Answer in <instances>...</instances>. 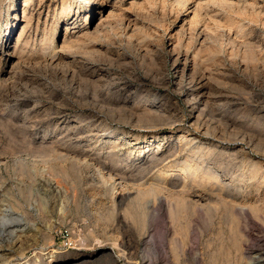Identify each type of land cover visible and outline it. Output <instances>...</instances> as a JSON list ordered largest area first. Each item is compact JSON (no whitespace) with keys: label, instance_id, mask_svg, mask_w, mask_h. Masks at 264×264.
<instances>
[{"label":"rangeland","instance_id":"1","mask_svg":"<svg viewBox=\"0 0 264 264\" xmlns=\"http://www.w3.org/2000/svg\"><path fill=\"white\" fill-rule=\"evenodd\" d=\"M0 214V264H264V0H0Z\"/></svg>","mask_w":264,"mask_h":264},{"label":"bare ground","instance_id":"2","mask_svg":"<svg viewBox=\"0 0 264 264\" xmlns=\"http://www.w3.org/2000/svg\"><path fill=\"white\" fill-rule=\"evenodd\" d=\"M86 2H88V3H90L92 0H85ZM95 1H97V0H95ZM206 3V2H205ZM179 5V4H178ZM229 6V5H228ZM259 8V7H258ZM200 17V16H199ZM225 26V25H224ZM190 29V28H189ZM24 30H26V29H24ZM196 34V33H195ZM200 34V33H199ZM198 34V35H199ZM230 34V33H229ZM192 35V34H191ZM23 36V35H22ZM195 36V35H194ZM205 36H207V35H204V34H200L199 35V37H195V38H199L200 40H202V42H203V40H204V38H205ZM219 37V36H218ZM22 38V37H21ZM20 39V38H19ZM198 39V40H199ZM22 40V39H21ZM20 40V41H21ZM205 40H207V39H205ZM209 40V39H208ZM207 40V41H208ZM212 40V39H211ZM19 41V42H20ZM27 42V41H26ZM203 43H205V41L203 42ZM69 46V45H68ZM203 46V45H202ZM174 47V46H173ZM177 47V46H176ZM205 47V46H204ZM17 48V47H16ZM46 50V49H45ZM176 51H178V50H176V48H172V53H173V60H174V66L176 67V69H178L179 71H181L182 73L184 72H187V71H189L190 69H193V70H190L191 72H192V76L190 75V78L192 77L193 78V80H192V78H191V82L193 81L194 82V75L195 74H197V73H195L196 71H195V64H197V62H196V59L197 58H193L192 60V62L190 61V59H189V57H188V55H186V54H183V53H181V52H176ZM20 54V53H19ZM18 54V55H19ZM16 58V57H15ZM18 58V57H17ZM232 61V60H231ZM191 63H193L194 65L192 66V68L190 67V64ZM91 69V68H90ZM184 75V74H183ZM197 77V76H196ZM208 79V78H207ZM203 81V80H202ZM190 84H193V83H190ZM204 84V83H203ZM196 85H197V83H196ZM199 85V84H198ZM192 86V85H191ZM201 86V85H200ZM196 88V87H195ZM196 97V96H195ZM195 97H194V100H195ZM196 99H198V98H196ZM192 101V100H191ZM196 102V101H195ZM25 104V103H24ZM94 113V112H93ZM91 115V114H90ZM92 116V119H93V121L95 122L94 123V125L91 127V130H90V132L89 133H91L92 134V136H94V137H96V138H104L103 136H101V135H99V134H101V132L103 131V130H101V125L100 124H98L97 122H99L100 123V116H98L97 114H93V115H91ZM91 119V118H90ZM90 122V121H89ZM81 125V124H80ZM74 126V125H73ZM78 127V126H77ZM74 130H76V129H74ZM73 132V131H72ZM105 133H106V130L104 131ZM78 134H80V133H78ZM82 136V135H81ZM88 136V135H87ZM76 138V137H75ZM45 140V139H44ZM77 140V139H76ZM79 140V139H78ZM43 142V141H42ZM64 147V146H63ZM159 156H160V153H158V152H154L153 154H152V156H151V158L149 159V157H148V159L149 160H153V161H155V160H157V158H159ZM163 157H165V156H163ZM161 159V157L159 158V160ZM164 159V158H163ZM149 160H147V162L149 161ZM146 161V160H145ZM150 161V162H151ZM152 163V162H151ZM156 163V162H155ZM154 163V164H155ZM160 163H161V161H160ZM87 166V165H86ZM153 166V165H152ZM117 169V168H116ZM111 175V174H110ZM124 177V176H123ZM125 178V177H124ZM180 178V177H179ZM176 181V180H175ZM139 184V183H138ZM139 186V185H138ZM176 187H178V186H176ZM173 189V188H172ZM181 203V202H180ZM1 215V214H0ZM2 248V247H1ZM0 248V249H1Z\"/></svg>","mask_w":264,"mask_h":264},{"label":"built area","instance_id":"3","mask_svg":"<svg viewBox=\"0 0 264 264\" xmlns=\"http://www.w3.org/2000/svg\"><path fill=\"white\" fill-rule=\"evenodd\" d=\"M76 245H77V241L72 240L70 238H68L66 242L64 243V247L67 249H73L76 247Z\"/></svg>","mask_w":264,"mask_h":264}]
</instances>
